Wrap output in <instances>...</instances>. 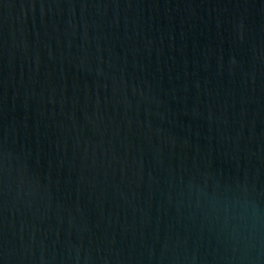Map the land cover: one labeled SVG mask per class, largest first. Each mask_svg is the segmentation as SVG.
Segmentation results:
<instances>
[{
  "label": "water",
  "instance_id": "95a60500",
  "mask_svg": "<svg viewBox=\"0 0 264 264\" xmlns=\"http://www.w3.org/2000/svg\"><path fill=\"white\" fill-rule=\"evenodd\" d=\"M0 264H264V0H0Z\"/></svg>",
  "mask_w": 264,
  "mask_h": 264
}]
</instances>
